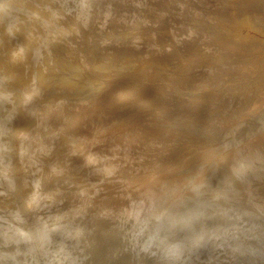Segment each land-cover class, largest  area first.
I'll use <instances>...</instances> for the list:
<instances>
[{"label":"rangeland","instance_id":"obj_1","mask_svg":"<svg viewBox=\"0 0 264 264\" xmlns=\"http://www.w3.org/2000/svg\"><path fill=\"white\" fill-rule=\"evenodd\" d=\"M154 1L0 0V264H264V0ZM153 185L164 206L144 215Z\"/></svg>","mask_w":264,"mask_h":264},{"label":"bare ground","instance_id":"obj_2","mask_svg":"<svg viewBox=\"0 0 264 264\" xmlns=\"http://www.w3.org/2000/svg\"><path fill=\"white\" fill-rule=\"evenodd\" d=\"M123 1H124V0H123ZM143 1H145V0H143ZM148 1H149V0H148ZM148 1L146 0L145 5H146V3H147ZM153 1H154V0H153ZM155 1H157V0H155ZM155 1H154V2H155ZM157 2H160V0L157 1ZM142 3H143V2H142ZM148 3H150V6H151L152 4H153V5H156V4H154V3L152 2V0H151L150 2H148ZM148 3H147V6H148ZM155 3H156V2H155ZM163 3H164V2H162L161 4L163 5ZM157 4H158V3H157ZM164 5L167 6V4H165V3H164ZM168 5H169V4H168ZM170 5H171V4H170ZM172 5H173V4H172ZM157 6H158V5H156V7H157ZM159 6H160V3H159ZM165 6H164V7H165ZM161 7H162V6H161ZM224 7H225V6H224ZM238 7H239V6H238ZM240 7H241V6H240ZM145 8H147V7H145ZM170 8H172V7H170ZM140 9H141V8H140ZM149 10H150V9H149ZM172 10H173V9H172ZM247 10H248V9H247ZM150 11H151V10H150ZM138 12H139V11H138ZM141 12L143 13V12H145V10L143 9ZM141 12H140V13H141ZM146 12H147V11H146ZM244 12H245V10H244ZM169 13H170V12H169ZM7 14H8V13H7ZM147 14H148V13H147ZM174 14H175V13H174ZM176 14H177V13H176ZM231 14H232V13H231ZM140 15H141V14H140ZM148 15H149V14H148ZM171 15H172V14H171ZM117 16H118V15H117ZM117 16H116V17H117ZM142 16H143V14H142ZM145 16H146V14H145ZM148 17H149V16H148ZM222 17H223V16H222ZM245 17H246V16H245ZM136 18H138V17H135V19H136ZM173 18H174V17H173ZM175 18H176V17H175ZM175 18H174V19H175ZM138 19H139V18H138ZM140 19H141V18H140ZM156 19H157V18H156ZM158 19H159V18H158ZM221 19H222V18H221ZM146 20H147V19H146ZM146 20H145V21H146ZM170 20H171V19H170ZM223 20H225V18H224ZM143 21H144V20H143ZM148 21H149V20H148ZM157 21H158V20H157ZM181 21H182V20H181ZM120 22H121V21H120ZM123 22H124V21H123ZM130 22H131V21H129L128 23H130ZM138 22H139V21H138ZM149 22H150V21H149ZM158 22H159V21H158ZM133 23H134V21H133ZM147 23H148V22H147ZM150 23H151V22H150ZM221 23H222V22H221ZM125 24H127V23H125ZM142 24H143V23H142ZM144 24H145V23H144ZM151 24H152V23H151ZM171 24H172V23H171ZM208 24H209V23H208ZM208 24H207V26H209ZM236 24H237V23H236ZM236 24H235V27L237 26ZM152 25H153V24H152ZM152 25H151V26H152ZM240 25H241V24H240ZM245 25H246V24H245ZM245 25H244V26H245ZM139 26H140V24H139L137 27H139ZM142 26H143V25H142ZM171 26H172V25H171ZM173 26H174V25H173ZM173 26H172V27H173ZM181 26H182V25H181ZM195 26H196V25H195ZM242 26H243V24H242ZM242 26H241V27H242ZM154 27H155V26H154ZM237 27H238V28H241V27H239V25H238ZM150 28H152V27H150ZM156 28H157V27H156ZM158 28H159V27H158ZM173 28H174V27H173ZM221 28H222V27H221ZM141 29H142V28H141ZM169 30H172V28H171V29H168V31H169ZM194 30H195V29H194ZM223 30H224V29H223ZM154 31H155V30H154ZM173 31H174V30H173ZM173 31L171 32V36H172L175 40H177V39H178V36H177L178 34H177V35L174 34ZM237 31H238V30H237ZM256 31H257V30H256ZM256 31H255V32H256ZM151 32H152V31H150V33H151ZM169 32H170V31H169ZM238 32H239V31H238ZM226 33H227V32H226ZM231 33H234V32H231ZM151 34H152V33H151ZM152 35H154V32H153ZM234 35H235V33H234ZM240 35H241V34H240ZM247 35H248V33H247ZM10 36H11V35H10ZM14 36H15V35H14ZM60 36H61V35H60ZM119 36H120V35H119ZM137 36L139 37V35H137ZM141 36H142V35H141ZM147 36H148V35H147ZM150 36H151V35H150ZM182 36H183V35H182ZM135 37H136V36H135ZM148 37H149V36H148ZM154 37H155V36H154ZM154 37H153V40H152V41H154ZM223 37H224V36H223ZM219 38H220V36H219ZM227 38H228V37H227ZM233 38H234V37H233ZM247 38H248V37H247ZM249 38H250V37H249ZM115 39H116V38H115ZM148 39H149V38H148ZM235 39H236V38H235ZM235 39H234V40H235ZM124 40H125V39H124ZM133 40H134V39H133ZM140 40H141V39H140ZM210 40H211V39H210ZM246 40H247V39H246ZM253 40H254V39H253ZM253 40H252V42H254ZM120 41H121V40H120ZM215 41L217 42V39H216ZM235 41H236V40H235ZM237 41H238V40H237ZM121 42H122V41H121ZM218 42L220 43V41H218ZM123 43H124V41H123ZM214 43H215V42H214ZM234 43H235V42H234ZM238 43H239V42H238ZM238 43H237V44H238ZM118 44H119V43H118ZM222 44H223V43L221 42V47H222V46H225V45H222ZM235 44H236V43H235ZM157 45H158V44H157ZM219 45H220V44H219ZM116 46H117V45H116ZM119 46H120V45H119ZM150 46H151V45H150ZM154 46H155V44H154ZM176 46H177V45H176ZM243 46H244V45H243ZM152 47H153V46H152ZM185 47H186V46H185ZM231 47H232V46H231ZM110 48H111V47H110ZM110 48H109V49H110ZM148 48H149V47H148ZM171 48H172V47H171ZM177 48H178V47H177ZM179 48H180V47H179ZM183 48H184V47H183ZM186 48H187V47H186ZM224 48H225V47H224ZM111 49H114V48H111ZM123 49H124V48H123ZM221 49L223 50V48H221ZM233 49H235V48H233ZM115 50H116V52L118 51L117 49H115ZM119 50H120V49H119ZM137 50H138V49H137ZM186 50H187V49H186ZM225 50H226V48H225ZM225 50H224V51H225ZM237 50H239V48H237ZM237 50H236V51H237ZM108 51H109V50H108ZM113 51H114V50H113ZM133 51H134V50H133ZM181 51H182V50H181ZM191 51H192V50H191ZM250 51H251V49H250ZM250 51H249V52H250ZM101 52H102V51H101ZM135 52H136V51H135ZM160 52H161V51H160ZM175 52H177V51H175ZM195 52H196V51H195ZM227 52H229L228 49H227L226 53H227ZM233 52H234V54H235V51H234V50H233L232 52L230 51V54H233ZM242 52H245V51L243 50ZM242 52L240 51V52L238 53V51H237L236 55H237V54L240 55V53H241V54H242V55H240V57H241V56L244 55ZM258 52H259V51H258ZM114 53H115V52H114ZM147 53H148V52H147ZM183 53H184V52H183ZM183 53H181V54H183ZM254 53H255V52H253V54H254ZM111 54H113V53H111ZM119 54H120V53H119ZM163 54H164V53H163ZM175 54H176V53H175ZM247 54H248V53H247ZM115 55H117V54H114V56H115ZM227 55H228V54H227ZM236 55H235V56H236ZM251 55H252V54H251ZM123 56H124V55H123ZM178 56H179V55H178ZM133 57H135V56H133ZM133 57H132V58H133ZM238 57H239V56H238ZM77 58H78V57H77ZM124 58H125V57H124ZM136 58H138V57H136ZM245 58H247V57L245 56ZM79 59H80V58H79ZM116 59H117V58H116ZM130 59H131V58H130ZM233 59H235V57H234ZM113 60H115V59H113ZM235 60H236V59H235ZM85 61H87V60H85ZM165 61H166V60H165ZM13 62H14V61H13ZM66 62H67V61H66ZM83 63H85V62L83 61ZM83 63H82V64H83ZM86 63H88V62H86ZM136 63H137V62H136ZM242 63H243V62H242ZM246 63H247V62H246ZM238 64H239V63H238ZM243 64H244V63H243ZM250 64H251V63H250ZM259 64H260V63H259ZM261 64H262V63H261ZM32 65H33V64H32ZM32 65H31V66H32ZM84 65H86V64H84ZM164 65H165V64H164ZM169 65H170V64H169ZM241 65H242V64H241ZM31 66H30V68H31ZM86 66H87V65H86ZM236 66H237V71L240 70V69H238V65H236ZM104 67H105V66H104ZM112 67H113V66H112ZM176 67H177V66H176ZM253 67H254V66H253ZM258 67H259V66H258ZM98 68H99V67H98ZM100 68H101V67H100ZM143 68H145V67H143ZM173 68H174V67H173ZM184 68H185V67H184ZM239 68H240V67H239ZM245 68L248 69L247 67H243V69H245ZM251 68H252V67H251ZM103 69H104V68H103ZM158 69H159V68H158ZM163 69H164V68H163ZM163 69H162V70H163ZM234 69H236V68L234 67ZM246 69H245V70H246ZM123 70H124V69H123ZM183 70H184V69H183ZM248 70H249V69H248ZM248 70H247V71H248ZM257 70H259V69H257ZM37 71H38V70H37ZM225 71L227 72L228 70H225ZM232 71H233V70H232ZM232 71H230V72H232ZM247 71H245V72H246V75H247ZM123 72H124V71H123ZM164 72H165V71H164ZM169 72H170V70H169ZM173 72H174V71H173ZM175 72H177V71H175ZM228 72H229V71H228ZM238 72H239V74H240L242 71L240 70V71H238ZM238 72H237V73H238ZM253 72H254V71H253ZM85 73H86V72H85ZM137 73H138V72H137ZM114 74H115V73H114ZM123 74H124V73H123ZM162 74H163V73H162ZM231 74H232V73H231ZM233 74L236 76L235 72H234ZM242 74H243V73H242ZM250 74H251V72H250ZM255 74H256V73H255ZM80 75H81V74H80ZM121 75H122V74H121ZM138 75H139V74H138ZM142 75H143V73H142ZM223 75H224V74H223ZM234 75H233V76H234ZM135 76H136V74H135ZM166 76H168V75H166ZM227 76H229V75H227ZM237 76H238V75H237ZM242 76H244V75H242ZM257 76H258V75H257ZM41 77H42V76H41ZM121 77H122V76H121ZM124 77H125V76H124ZM143 77H144V76H143ZM161 77H162V76H161ZM230 77H232V76H230ZM239 77H240V75H239ZM245 77H246V76H245ZM78 78H79V77H78ZM114 78H115V77H114ZM119 78H120V77H119ZM145 78H146V77H145ZM157 78H158V76H157ZM232 78H233V77H232ZM235 78H236V77H235ZM22 79H23V78H22ZM44 79H45V78H44ZM50 79H51V78H50ZM66 79H67V78H66ZM107 79H108V78H107ZM126 79H127V78H126ZM128 79H129V78H128ZM148 79H150L149 82H151V80H152L153 78L150 77V78H148ZM178 79H179V78H178ZM186 79H187V77H186ZM99 80H100V79H99ZM138 80H140V79H138ZM143 80H145V79H143ZM235 80H236V79H235ZM39 81H40V80H39ZM41 81H42V80H41ZM132 81H133V80H132ZM135 81H136V80H135ZM135 81H133V84L135 83ZM153 81H154V80H153ZM128 82H129V81H128ZM144 82H145V81H142V82H141V85H142V86L140 85L139 88L142 87L141 89H143V87H145V86L148 85V83H144ZM159 82H160V81H159ZM52 83H53V82H52ZM60 83H61V82H60ZM138 83H139V82H138ZM153 83H154V82H153ZM163 83H164V81H163ZM72 84H73V83H72ZM72 84L70 83V85H72ZM136 84H137V83H136ZM168 84H169V83H168ZM185 84H186V83H185ZM188 84H189V83H188ZM243 84H244V83H243ZM101 85H102V84H101ZM112 85H114V83H113ZM112 85H111V86H112ZM121 85H122V84H121ZM150 85H152V83H151ZM163 85L166 86L167 84H163ZM36 86H37V84H36ZM135 86H136V85H135ZM34 87H35V86H34ZM43 87H44V86H43ZM75 87H76V86H75ZM94 87H95V86H94ZM96 87H97V86H96ZM166 87H167V86H166ZM187 87H188V86H187ZM235 87H236V86H235ZM44 88H45V87H44ZM46 88H47V87H46ZM120 88H121V87H120ZM122 88H123V87H122ZM247 88H248V87H247ZM261 88H262V87H261ZM161 89H162V88H161ZM245 89H246V88H245ZM259 89H260V88H259ZM102 90H103V89H102ZM117 90H118V89H117ZM175 90H176V89H175ZM247 90H248V89H247ZM129 91H131V90H129ZM250 91H251V90H250ZM229 92H230V91H229ZM231 92H232V91H231ZM248 92H249V91H248ZM121 93H122V92H121ZM62 94H63V93H62ZM99 94H100V93H99ZM116 94H117V93H116ZM182 94H183V93H182ZM255 94H256V92H255ZM66 95H67V94H66ZM69 95H70V94H69ZM87 95H88V94H87ZM117 95H118V94H117ZM197 95H198V94H197ZM200 95H201V94H200ZM232 95H233V94H232ZM2 96H3V95H2ZM45 96H46V95H45ZM73 96H74V95H73ZM83 96H84V95H83ZM201 96H202V95H201ZM12 97H13V96H12ZM105 97H106V96H105ZM110 97H111V96H110ZM192 97H193V95H192ZM0 98H1V96H0ZM5 98H6V97H5ZM182 98H183V97H182ZM187 98H188V97H187ZM187 98H186V99H187ZM97 99H98V98H97ZM138 99H139V98H138ZM189 99H190V98H189ZM195 99H196V98H195ZM195 99H194V100H195ZM197 99H198V98H197ZM207 99H208V98H207ZM0 100H3V98L0 99ZM9 100H10V99H9ZM11 100H12V99H11ZM94 100H95V99H94ZM98 100H100V99H98ZM191 100H192V99H191ZM203 100H204V99H203ZM263 100H264V98H263ZM18 101H19V100H18ZM207 101H208V100H207ZM12 102H13V101H12ZM75 102H76V101H75ZM100 102H101V101H100ZM100 102H99V103H100ZM102 102H104V101H102ZM244 102H245V101H244ZM263 102H264V101H263ZM1 103H3V102L1 101ZM81 103H82V102H81ZM88 103H89V102H88ZM90 103L92 104V102H90ZM93 103H94V102H93ZM95 103H96V102H95ZM99 103H98V104H99ZM120 103H121V102H120ZM184 103H185V102H184ZM189 103H190V102H189ZM193 103H194V102H193ZM198 103H199V102H198ZM14 104H15V103H14ZM71 104H72V102H71ZM117 104H118V103H117ZM124 104H125V102H124ZM134 104H135V103H134ZM175 104H176V103H175ZM195 104H196V103H195ZM200 104H201V103H200ZM205 104H206V103H205ZM237 104H238V103H237ZM259 104H261V103H259ZM259 104H258V106H260ZM93 105H94V104H93ZM120 105H121V104H120ZM120 105H119V106H120ZM122 105H123V104H122ZM122 105H121V106H122ZM170 105H171V104H170ZM263 105H264V103H263ZM90 106H91V105H90ZM130 106H131V105H130ZM138 106H139V105H138ZM167 106H169V105H167ZM13 107H14V106H13ZM115 107H116V106H115ZM135 107H137V106H135ZM172 107H173V106H172ZM261 107H262V106H261ZM261 107H260V108H261ZM59 109H60V108H59ZM59 109H58V110H59ZM124 109H125V107H124ZM257 109H258V108H257ZM261 109H262V108H261ZM62 110H63V108H62ZM64 110H65V109H64ZM84 110H85V109H84ZM84 110H83V111H84ZM86 110L88 111V107H87ZM86 110H85V111H86ZM245 110H246V109H245ZM53 111H54L53 114H55V113H56L55 110H53ZM81 111H82V110H81ZM121 111H122V110H121ZM136 111H137V110H136ZM152 111H153V110H152ZM154 111H155V110H154ZM246 111H247V110H246ZM246 111H245V112H246ZM59 112H60V111H59ZM91 112H92V111H91ZM93 112H94V111H93ZM96 112H97V111H96ZM133 112H134V111H132V113H133ZM185 112H187V111H185ZM62 113H63V112H62ZM160 113H161V112H160ZM160 113H159V114H160ZM183 113H184V112H183ZM187 113H188V112H187ZM250 113H251V112H250ZM252 113H253V112H252ZM254 113H255V112H254ZM53 114H51V115H53ZM57 114H58V112H57ZM60 114H61V113H60ZM64 114H65V112H64ZM97 114H98V113H97ZM100 114H102V112H101ZM140 114H141V113H140ZM248 114H249V113H248ZM256 114H257V112H256ZM17 115H18V114H17ZM95 115H96V113H95ZM95 115L93 114V117H95ZM102 115H103V114H102ZM157 115H158V114H157ZM172 115H173V114H172ZM240 115H241V114H240ZM252 115H253V114H252ZM56 116H57V115H56ZM61 116H62V115H61ZM61 116H59V117H61ZM90 116H91V115H90ZM103 116H104V115H103ZM106 116H107V115H106ZM124 116H125V115H124ZM187 116H188V115H187ZM244 116H245V115H244ZM246 116H248V115H246ZM246 116H245V119H246ZM17 117H18V116H17ZM178 117H179V116H178ZM223 117H224V116H223ZM225 117H226V116H225ZM249 117H250V116H249ZM89 118H90V117H89ZM89 118H88V119H89ZM91 118H92V117H91ZM91 118H90V120H91ZM95 118H97V117H95ZM117 118H118V117H117ZM226 118H227V117H226ZM242 118H243V117H242ZM86 119H87V118H86ZM93 119H94V118H93ZM153 119H154V118H153ZM237 119H239V118H237ZM240 119H241V117H240ZM243 119H244V118H243ZM22 120H23V119H22ZM90 120H89V121H90ZM94 120H95V119H94ZM99 120H100V119H99ZM222 120L225 121V119H222ZM249 120H250V119H249ZM89 121H87V122L89 123ZM104 121H105V120H104ZM219 121H220V120H219ZM229 121H232V120L229 119ZM20 122H21V121H20ZM84 122H85V121H84ZM87 122H86V123H87ZM96 122H97V121H96ZM96 122H93V121L91 122V121H90V124H91V123H94V124H95ZM136 122H137V121H136ZM136 122H135V123H136ZM165 122H167V121H165ZM88 123H87V124H88ZM103 123H104V122H103ZM190 123H191V122H190ZM221 123H222V121H221ZM221 123H220V124H221ZM227 123L229 124V122H227ZM227 123H226V121H225V124H227ZM137 124H138V123H137ZM139 124H140V123H139ZM141 124H142V123H141ZM167 124H168V123H167ZM187 124H188V123H187ZM223 124H224V123H223ZM88 125H89V124H88ZM88 125H87V126H88ZM91 125H92V124H91ZM170 125H171V124H170ZM179 125H180V124H179ZM215 125H216V124H215ZM89 126H90V125H89ZM103 126H104V125H103ZM105 126H106V125H105ZM139 126H140V125H139ZM144 126H145V125H144ZM191 126H192V125H191ZM228 126H229V125H227L226 127L228 128ZM90 127H91V126H90ZM97 127H98V126H97ZM100 127H102V126H100ZM150 127H151V126H150ZM187 127H189V126H187ZM224 127H225V126H224ZM58 128H59V127H58ZM82 128H84V127H82ZM134 128H135V127H134ZM156 128H157V127H156ZM180 128H181V127H180ZM217 128H218V126H217ZM219 128H220V127H219ZM159 129H160V128H159ZM244 129H245V128H244ZM83 130H84V129H83ZM87 130H88V129H87ZM87 130H86V131H87ZM182 130H183V129H182ZM221 130H222V129H221ZM42 131H43V130H42ZM55 131H56V130H55ZM189 131H190V130H189ZM223 131H224V130H223ZM88 132H89V131H88ZM200 132H201V131H200ZM80 133H82V132H80ZM92 133H93V132H92ZM140 133L142 134V132H140ZM167 133H168V132H167ZM181 133H182V132H181ZM189 133H190V134H189ZM189 133H188V134H189L188 136L192 135V132H189ZM179 134H180V133H179ZM254 134H255V133H254ZM83 135H85V134H83ZM159 135H160V134H159ZM177 135H178V134H177ZM184 135H185V134H184ZM200 135H201V134H200ZM202 135H203V134H202ZM86 136H87V135H85L84 137H86ZM149 136H150V135H149ZM197 136H199V135H197ZM260 136H261V135H260ZM127 137H129V136H127ZM141 137H142V136H141ZM150 137H151V136H150ZM161 137H164V136H161ZM186 137H187V136H186ZM192 137H193V136H192ZM210 137L212 138V136H210ZM256 137H257V136H256ZM67 138H68V136H67ZM125 138H126V137H125ZM156 138H157V137H156ZM158 138H159V136H158ZM158 138H157V139H158ZM165 138H166V135H165ZM169 138H170V136H169ZM172 138H173V137H172ZM187 138H188V137H187ZM198 138H199V137H198ZM246 138H247V137H246ZM261 138H262V140H263V139H264V136H262ZM261 138H258V139H261ZM68 139H69V138H68ZM91 139H92V138H91ZM137 139H138V138H137ZM137 139H136V140H137ZM144 139H145V138H144ZM161 139H162V138H161ZM170 139H171V138H170ZM176 139H177V138H176ZM189 139H190V138H189ZM199 139L201 140V138H199ZM203 139H204V138H203ZM203 139H202V140H203ZM227 139H228V138H227ZM244 139H245V138H244ZM256 139H257V138H256ZM258 139L256 140L257 143H258V142H261V140L258 141ZM8 140H9V139H8ZM65 140H66V138H65ZM83 140L86 142V140L89 141L90 139H89V138H88V139L85 138V139H83ZM130 140H131V139H130ZM204 140H205V139H204ZM206 140H207V139H206ZM246 140H247V139H246ZM66 141H67V140H66ZM88 141H87V142H88ZM153 141H154V140H153ZM153 141H152V142H153ZM160 141L163 142L162 140H160ZM168 141H169V140L167 139V142H168ZM172 141H173V140H172ZM186 141H188V140H186ZM253 141H254V139H253ZM82 142H83V141H82ZM137 142H138V141H137ZM137 142H136V143H137ZM149 142H151V141H149ZM152 142H151V143H152ZM158 142H159V141H158ZM203 142H204V141H203ZM226 142H227V141H226ZM246 142H247V141H246ZM248 142H249V141H248ZM71 143H72V142H71ZM155 143H156V142H155ZM229 143H230V142H229ZM257 143H255V144H257ZM25 144H26V143H25ZM53 144H55V143H53ZM84 144H85V143H84ZM89 144H90V143H89ZM89 144H88V145L85 144V146L87 145V148H89V147H90ZM95 144H96V143H95ZM148 144H149V143H148ZM148 144H145V145H148ZM160 144H161V143H160ZM246 144H247V143H246ZM250 144H251V143H250ZM253 144H254V142H253ZM253 144H252V146H253ZM255 144H254L253 147H255ZM259 144H260V143H259ZM259 144H258V146H256L255 148H257V149L259 148V151H260V148L263 147V146H262V144H261V146L259 147ZM26 145H27V144H26ZM113 145H114V144H113ZM122 145H123V144H122ZM150 145H151V144H149V146H147L148 148H146V150H145L147 154H150V152H153V149H152L153 147L151 148ZM166 145H167V144H166ZM88 146H89V147H88ZM162 146H163L162 149L165 148V145H162ZM179 146H180V145H179ZM186 146H187V145H186ZM133 147H134V146H133ZM155 147H156V146H155ZM157 147H159V146L157 145ZM167 147H169V146H167ZM246 147H248V146H246ZM85 148H86V147H85ZM92 148H93V147H92ZM92 148H91V149H92ZM107 148H108V147H107ZM107 148H106V149H107ZM122 148H123V147H122ZM170 148H171V146H170ZM170 148H169V150H171ZM195 148H196V147H195ZM57 149H58V148H57ZM106 149L104 150L103 153H105ZM119 149H120V148H119ZM162 149H161V151H164V150H162ZM166 149H168V148H166ZM185 149H186V148H185ZM251 149H252V148H251ZM257 149H255V150H257ZM263 149H264V148H263ZM263 149H262V150H263ZM64 150H65V149H64ZM88 150H90V149H88ZM92 150H93V149H92ZM96 150H97V149H96ZM101 150H102V149H101ZM125 150H126V149H125ZM154 150H155V149H154ZM158 150H160V149H158ZM54 151H55V150H54ZM251 151H252V150H251ZM253 151H254V149H253ZM86 152H87V151H86ZM106 152H107V151H106ZM164 152H165V151H164ZM164 152H163V153H164ZM166 152H167V151H166ZM166 152H165V154H166ZM174 152H175V151H174ZM261 152H263V155H264V150L261 151ZM101 153H102V152H101ZM121 153H122V152H121ZM161 153H162V152H161ZM232 153H233V152H232ZM247 153H249V152H247ZM257 153H258V152H257ZM259 153H260V152H259ZM105 154H106V153H105ZM105 154H104V155H105ZM167 154H168V153H167ZM173 154H174V153H173ZM21 155H22V154H21ZM26 155H27V154H26ZM160 155H161V154H160ZM214 155H215V154H214ZM164 156L166 157V155H164ZM231 156H232V155H231ZM245 156H246V155H245ZM256 156H259V157L257 158ZM165 157H164V158H165ZM234 157H235V156H234ZM248 157H249V156H248ZM262 157H263V156H262ZM262 157H261L260 155H258V154L255 155V158H256V161H257L256 163H257V164H261V162L263 161V158H262ZM26 158H27V157H26ZM66 158H67V157H66ZM66 158H65V159H66ZM68 158H69V157H68ZM88 158H89V157H88ZM88 158H87V159H88ZM92 158H93V157H92ZM94 158H95V157H94ZM101 158H102V157H101ZM145 158H147V156H145V155L142 156V159H145ZM164 158H162V159H164ZM129 159H130V158H129ZM142 159H140V160L142 161ZM162 159H161V160H162ZM237 159H238V158L234 159V160L231 162V166H232V167H234V164H236ZM62 160H63V159H62ZM146 160H147V159H146ZM161 160H160V161H161ZM71 161H72V160H71ZM71 161H70V162H71ZM143 161H144V160H143ZM214 161H215V160H214ZM58 162H59V161H58ZM66 162H68L67 159H66ZM72 162H73V161H72ZM91 162H93V161H91ZM146 162H147V161H146ZM157 162H158V161H157ZM161 162H162V161H161ZM25 163H26V162H25ZM68 163H69V162H68ZM74 163H75V161H74ZM96 163H97V162H96ZM99 163H100V162H99ZM105 163H106V162H105ZM110 163H111V162H110ZM135 163H136V162H135ZM28 164H29V163H28ZM58 164H59V163H58ZM60 164H61V163H60ZM69 164H70V163H69ZM123 164H124V163H123ZM205 164H206V163H205ZM61 165H62V164H61ZM65 165H66V164H65ZM115 165H116V164H115ZM119 165H120V164H119ZM160 165H161V163H160ZM210 165H211V164H209V166H210ZM212 165H213V163H212ZM212 165H211V166H212ZM62 166H64V165H62ZM66 166H67V165H66ZM66 166H65V167H66ZM68 166H69V165H68ZM73 166H74V165H73ZM100 166H101V165H100ZM100 166H99V167H100ZM158 166H159V165H158ZM235 166H236V165H235ZM254 166H255V165H254ZM57 167H58V166H57ZM57 167H56V168H57ZM69 167H70V166H69ZM227 167H229V166H227ZM237 167H238V166H237ZM58 168H59V167H58ZM58 168H57V169H58ZM62 168H63V167H62ZM66 168H67V167H66ZM150 168H151V167H150ZM198 168H199V167H198ZM204 168H205V167H204ZM204 168H203V169H204ZM210 168H211V167H210ZM29 169H30V168H29ZM57 169H56V170H57ZM99 169H100V168H99ZM103 169H104V168H103ZM199 169H200V168H199ZM205 169H206V168H205ZM231 169H232V168H231ZM248 169H251V168H248ZM25 170H26V169H25ZM60 170H63V169H60ZM60 170H59V171H60ZM68 170H69V169H68ZM108 170H109V169H108ZM114 170H115V169H114ZM114 170H113V171H114ZM155 170H156V169H155ZM234 170H235V169H234ZM234 170H233V172H234ZM27 171H28V170H27ZM203 171H204V170H203ZM229 171H230V170H229ZM114 172H116V171H114ZM153 172H154V171H153ZM68 174H69V173H68ZM233 174H234V173H233ZM261 174H262V173H261ZM137 175H138V174H137ZM152 175H153V174H152ZM68 176H69V175H68ZM71 176H72V175H71ZM113 176H114V175H113ZM100 177H101V176H100ZM106 177H107V176H106ZM192 177H193V176H192ZM67 178H68V177H67ZM95 178H96V177H95ZM98 178H99V177H98ZM101 178H102V177H101ZM234 178H235V177H234ZM234 178H233V180H234ZM237 178H238V176H237ZM68 179H69V178H68ZM106 179H107V178H106ZM111 179H112V178H111ZM111 179H110V180H111ZM30 180H32V179H30ZM60 180H62V179H60ZM67 181H68V180H67ZM100 181H101V180H100ZM103 181H104V180H103ZM262 181H263V180H262ZM22 182H23V181H22ZM106 182H107V181H106ZM111 182H113V180H112ZM131 182H132V181H131ZM234 182H235V181H234ZM240 182H241V181H240ZM34 183H35V182H34ZM77 183H78V182H77ZM82 183H83V182H82ZM89 183H90V182H89ZM104 183H105V182H104ZM117 183H118V182H117ZM262 183H263V182H262ZM23 184H24V183H23ZM32 184H33V183H32ZM90 184H91V183H90ZM93 184H94V183H93ZM100 184H101V183H100ZM133 184H134V183H133ZM133 184H132V185H133ZM241 184H242V183H241ZM257 184H259V183H257ZM257 184H256L255 186H257ZM260 184H261V183H260ZM82 185H83V184H82ZM85 185H86V184H85ZM98 185H99V184H98ZM106 185H107V184H106ZM26 186H27V185H26ZM32 186H33V185H32ZM69 186H70V185H69ZM88 186H89V185H88ZM88 186H87V187H88ZM260 186H261V185H260ZM34 187H35V186H34ZM54 187H55V186H54ZM67 187H68V186H67ZM89 187H90V186H89ZM99 187H100V186H99ZM25 188H26V187H25ZM29 188H30V187H29ZM156 188H157V187L154 188V185H153V186L149 189V193L147 194V199H146L144 202L139 201V203L141 202V204H142V205H141L142 207H140V208H141V212H142V210H144V211H145V210H146V211H148V210H149V211H152L151 209H153V208L158 209V208H162V206H164V200H161V199L157 198V197L155 196V194L150 193V192H154ZM259 188H260V187H259ZM27 189H28V188H27ZM118 189H119V188H118ZM194 189H195V188H194ZM260 189H261V188H260ZM52 190H53V189H52ZM70 190H71V189H70ZM157 190H158V189H157ZM238 190H239V189H238ZM258 190H259V189H258ZM93 191H94V190H93ZM95 191H96V190H95ZM97 191H98V190H97ZM115 191H116V190H115ZM120 191H121V190H120ZM261 191H262V190H261ZM261 191L259 190V192H261ZM91 192H92V191H91ZM109 192H110V191H109ZM121 192H122V191H121ZM124 192H125V191H124ZM124 192H123V194H124ZM32 193H33V192H32ZM99 193H100V192H99ZM101 193H102V192H101ZM107 193H108V192H107ZM110 193L112 194V192H110ZM256 193L258 194V192H256ZM52 194H53V192H52ZM55 194H56V193H55ZM55 194H54V195H55ZM58 194H59V193H58ZM88 194H89V193H88ZM102 194H103V193H102ZM113 194H115V193L113 192ZM119 194H120V193H119ZM119 194H118L117 196L115 195V197L117 198V197L119 196ZM33 195H34V193H33ZM49 195H51V194H49ZM54 195H53V196H54ZM86 195H87V194H86ZM91 195H92V194H91ZM99 195H100V194H99ZM254 195H256V194H254ZM258 195H259V194H258ZM60 196H62V195H60ZM65 196H66V195H65ZM88 196H89V195H88ZM93 196H95V195H93ZM107 196H108V195H107ZM143 196H144V195H143ZM220 196H221V195H220ZM222 196H223V195H222ZM222 196H221V197H222ZM50 197H51V196H50ZM101 197H102V196H101ZM115 197H114V198H115ZM258 197H259V196H258ZM41 198H42V197H41ZM58 198H59V197H58ZM91 198H92V197H91ZM108 198H110V197H108ZM112 198H113V197H112ZM112 198H110L111 201H112ZM114 198H113V199H114ZM145 198H146V195H145ZM259 198H260V197H259ZM50 199H51V198H50ZM60 199H61V198H60ZM94 199H95V198H94ZM105 199H106V197H105ZM119 199H120V197H119ZM132 199H134V198H132ZM132 199H131V200H132ZM136 199H137V198H136ZM260 199H261V198H260ZM52 200H53V199H52ZM74 200H75V199H74ZM86 200H87V199H86ZM97 200H98V198H97ZM97 200H96V201H97ZM102 200H103V199H102ZM114 200H115V199H114ZM140 200H141V199H140ZM215 200H216V199H215ZM261 200H262V199H261ZM27 201H28V200H27ZM32 201H33V200H32ZM38 201H39V199L37 200L36 203H38ZM47 201H48V200H47ZM66 201H68V199H67ZM66 201H65V202H66ZM105 201H106V200H105ZM105 201H104V202H105ZM179 201H180V202L178 203V206L182 207V206H184V203H185V201H186V198H183V197H182V198L179 199ZM29 202H31V201H29ZM44 202H45V201H44ZM93 202H94V201H93ZM104 202H102L101 204H103ZM106 202H108V200H107ZM109 202H110V201H109ZM109 202H108V203H109ZM121 202H122V201H121ZM127 202H128V200H127ZM129 202H130V201H129ZM261 202H262V201H261ZM90 203H91V202H90ZM117 203L119 204L120 202L117 201ZM117 203H116V204H117ZM137 203H138V202H137ZM50 204H51V203H50ZM59 204H61V203H59ZM83 204H84V203H83ZM86 204H87V203H86ZM95 204L97 205V203H95ZM95 204H94V205H95ZM98 204L101 205L100 203H98ZM110 204H111V202H110ZM112 204H114V202H113ZM133 204H134V203L132 202L131 205L133 206ZM135 204H136V203H135ZM99 205H98V206H99ZM54 206H56V205H54ZM87 206H88V205H87ZM104 206H105V204H104ZM106 206H107V205H106ZM106 206H105V207H106ZM110 206H111V205H110ZM120 206H122V205L120 204L118 207H120ZM58 207H59V206H58ZM61 207H62V206H61ZM115 207H116V206H115ZM136 207H137V206H136ZM138 207H139V206H138ZM30 208H31V207H30ZM47 208H48V207H47ZM54 208H55V207H54ZM100 208H101V206H100ZM109 208L111 209V207H109ZM109 208H107V209L104 208V209L109 211ZM116 208H117V207H116ZM116 208L114 209V207H113L112 209L116 210ZM171 208H172V207H171ZM231 208H232V207H231ZM93 209H94V208H93ZM123 209H124V208H123ZM134 209H135V207H134ZM137 209H138V208H137ZM169 209H170V208H169ZM201 209H202V208H201ZM101 210H103V207H102ZM105 210H103V212H105ZM118 210H119V209H118ZM122 211H123V210H122ZM130 211H131V210H130ZM153 211H155V210L153 209ZM160 211H161V210H160ZM226 211H227V210H226ZM109 212H110V211H109ZM111 212H112V211H111ZM132 212H133V211H132ZM95 213H96V212H95ZM112 213H114V211H113ZM142 213L144 214V212H142ZM146 213H147V212H145V214H146ZM149 213L151 214L152 212H148V214H149ZM101 214H102V213H101ZM101 214L98 213V215H100V216H101ZM109 214H110V213H109ZM119 214H120V213H119ZM145 214H144V215H145ZM152 214H153V213H152ZM155 214H156V213H155ZM155 214H154V215H155ZM162 214H163V213H162ZM222 214H223V213H222ZM254 214H255V212H254ZM12 215H13V214H12ZM52 215H54V214H52ZM52 215H51V218H53ZM102 215H103V214H102ZM104 215H105V214H104ZM104 215H103V216H104ZM111 215H112V214H111ZM113 215H114V217H115V213H114ZM144 215H143V216H144ZM158 215H159V213H158ZM205 215L208 216L207 214H205ZM239 215H240V213H239ZM247 215H248V214H247ZM41 216H42V215H41ZM96 216H97V215H96ZM96 216H95V217H96ZM103 216H102V217H103ZM117 216H118V218H117ZM131 216H132V215H131ZM141 216H142V215H141ZM141 216H140V217H141ZM143 216H142V217H143ZM152 216H153V215H152ZM155 216H156V215H155ZM164 216H165V215H164ZM203 216H204V215H203ZM229 216H230V215H229ZM245 216H246V215H245ZM44 217H45V215H44ZM75 217H76V216H75ZM105 217H106V216H105ZM105 217H104V218H105ZM111 217H112V216H111ZM111 217H110V218H111ZM121 217H122V215H121ZM128 217H129V215H128ZM140 217H139V218H140ZM147 217H148V216H147ZM150 217H151V216H150ZM193 217L195 218V216H193ZM248 217H249V216H248ZM248 217H247V218H248ZM86 218H87V216H86ZM112 218H113V217H112ZM134 218H135V217H134ZM145 218H146V216H145ZM247 218H246V219H247ZM7 219H8V218H7ZM46 219H47V218H46ZM46 219H45V220H46ZM49 219H50V218H49ZM71 219H75V218H71ZM81 219H82V218H81ZM87 219H88V218H87ZM100 219H101V218H100ZM115 219L120 220L119 215H116ZM128 219H129V218H128ZM143 219H144V218H143ZM143 219H142V220H143ZM157 219H158V221H159L161 218H157ZM213 219H214V218H213ZM60 220H61V219H60ZM105 220H106V219H105ZM109 220H110V219H109ZM124 220H125V219H124ZM135 220H137V219H135ZM152 220H153V219H152ZM250 220H251V219H250ZM71 221H72V220H71ZM158 221H157V222H158ZM160 221H161V220H160ZM160 221H159V223H160ZM262 221H263V220H262ZM58 222H59V221H58ZM68 222H69V221H68ZM102 222H105V221L102 220ZM102 222H100V223L102 224ZM110 222H112V221H110ZM175 222H176V221H175ZM190 222H191V221H190ZM207 222H208V221H207ZM1 223H2V222H1ZM3 223H4V222H3ZM11 223H13V222H11ZM74 223H75V222H74ZM81 223H82V222H81ZM159 223H157V224H158L159 226H161L162 224H159ZM246 223H248V221H246ZM250 223H251V222H250ZM250 223H249V224H250ZM253 223H254V222H253ZM71 224H72V222H71ZM77 224H78V222H77ZM110 224H111V223H110ZM122 224H124V223L121 222L120 225H122ZM157 224L155 223L154 225L157 226ZM176 224H177V223H176ZM190 224H191V223H190ZM241 224H242V223H241ZM33 225H34V224H33ZM33 225H32V226H33ZM35 225H36V224H35ZM40 225H41V224H40ZM43 225H45V224H43ZM66 225H69V223L67 224V222H66ZM66 225H65V226H66ZM74 225H75V224H74ZM78 225H79V224H78ZM94 225H96V224H94ZM118 225H119V222H118V224H117L116 226H118ZM124 225H125V224H124ZM134 225H135V224H134ZM178 225H179V224H178ZM178 225H177V228H180L181 226L178 227ZM239 225H240V224H239ZM251 225H252V224H251ZM122 226H123V225H122ZM122 226H121V228H124V226H123V227H122ZM126 226H127V225H126ZM162 226H163V225H162ZM241 226H242V225H241ZM252 226H253V225H252ZM252 226H251L250 228H252ZM262 226H263V225H262ZM42 227H43V226H42ZM54 227H55V226H54ZM66 227H67V226H66ZM94 227H95V226H94ZM174 227H175V226H174ZM222 227H223V226H222ZM257 227H258V226H257ZM263 227H264V226H263ZM44 228H45V226H44ZM57 228H58V227H57ZM57 228H56V229H57ZM63 228H64V227H63ZM63 228H61V230H62ZM115 228H116V227H115ZM118 228H119V226H118ZM118 228H116V229H118ZM127 228H128V227H127ZM151 228H152V227H151ZM153 228H154V227H153ZM158 228H159V227H158ZM200 228H201V227H200ZM244 228H245V227H244ZM9 229H10V228H9ZM33 229H34V228H33ZM46 229H47V227H46ZM90 229H91V227H90ZM182 229H183V228H182ZM205 229H206V228H205ZM12 230H13V229H12ZM92 230H93V229H92ZM151 230H153V229H151ZM154 230H155V228H154ZM207 230H209V229H207ZM207 230H206V231H207ZM53 231H54V230H53ZM80 231H81V230H80ZM83 231H84V230H82V232H83ZM96 231L98 232L99 230H96ZM119 231H120V230H119ZM149 231H150V230H149ZM160 231H161V230H159V234L161 233V235H162L163 232H160ZM171 231H174V230H171ZM186 231H187V230H186ZM206 231H205V232H206ZM210 231H211V230H210ZM210 231H208V232H210ZM232 231H233V230H232ZM249 231H250V230H249ZM249 231H248V232H249ZM258 231H259V230H258ZM8 232L11 233L10 231H8ZM23 232H24V231H23ZM44 232H45V231H44ZM64 232H65V231H64ZM93 232H94V231H93ZM115 232H117V231H115ZM155 232H157V230H156ZM175 232H176V230H175L174 232H172V233L174 234ZM179 232H180V230H179ZM179 232H177V233H179ZM188 232H189V231H188ZM196 232H197V231H196ZM256 232H257V231H256ZM9 233H8V234H9ZM21 233H22V232H21ZM33 233H34V232H33ZM37 233H38V232H36L35 234H37ZM42 233H43V232H42ZM46 233H47V232H46ZM46 233H45V234H46ZM48 233H49V232H48ZM48 233H47V234H48ZM51 233H52V232H51ZM51 233H50V235H51ZM76 233H78V232H76ZM83 233H84V232H83ZM87 233H89V231H88ZM99 233H100V232H99ZM99 233H98V234H99ZM123 233H124V232H123ZM149 233H151V232H149ZM165 233H167V232H165ZM168 233H171V232H168ZM180 233H181V232H180ZM249 233H250V232H249ZM5 234H6V233H5ZM93 234H94V233H93ZM121 234H122V233H121ZM121 234H119V236H120ZM125 234H126V233H125ZM152 234H153V231H152ZM157 234H158V233H157ZM159 234H158V235H159ZM12 235H13V233H12ZM37 235H38V234H37ZM76 235H77V234H76ZM78 235H79V234H78ZM83 235H85V234H83ZM89 235H90V234H89ZM94 235H95V234H94ZM126 235H127V234H126ZM150 235H151V234H150ZM150 235H149V236H150ZM158 235L156 236V238L154 237L155 240L157 239ZM165 235H166V234H165ZM232 235H233V234H232ZM21 236H22V235H21ZM33 236H34V235H33ZM47 236H48V235H47ZM115 236H117V234H116ZM149 236H148V237H149ZM168 236H172V234H171V235L169 234ZM168 236H167V237H168ZM175 236H177V235L175 234ZM175 236H173V238H174ZM178 236H179V235H178ZM205 236H206V235H205ZM22 237H23V236H22ZM61 237H62V236H61ZM77 237H78V236H77ZM80 237H81V236H80ZM90 237H91V236H90ZM98 237H99V236H98ZM117 237H118V236H117ZM159 237H160V235H159ZM159 237H158V238H159ZM162 237H163V235H162ZM164 237H165V236H164ZM164 237H163V238H164ZM199 237H201V236H199ZM199 237H198V238H199ZM254 237H255V236H254ZM8 238H9V237H8ZM28 238H29V237H28ZM87 238H89V237H87ZM120 238H121V237H120ZM122 238H123V237H122ZM146 238H147V237H146ZM150 238H151V236H150ZM163 238H162V239H163ZM170 238H172V237H170ZM170 238H169V239H170ZM183 238H185V236H184ZM183 238H181L182 241H183ZM232 238H233V237H232ZM242 238H243V237H242ZM2 239H3V238H2ZM17 239H19V238H17ZM21 239H22V238H21ZM23 239H24V238H23ZM54 239H55V238H54ZM74 239H75V238H74ZM89 239H90V238H89ZM91 239H92V238H91ZM91 239H90V241H91ZM148 239H149V238H148ZM162 239L157 240V242H158V241H161ZM189 239H190V238H189ZM204 239H206V238L204 237ZM0 240H1V239H0ZM12 240H14V239H12ZM26 240H28V239H26ZM35 240H36V239H35ZM41 240H42V239H41ZM44 240H45V239H44ZM50 240H51V239H50ZM60 240H61V239H60ZM93 240L96 241L95 238H94ZM101 240H102V239H101ZM116 240H117V239H116ZM143 240H144V239H143ZM145 240H147V239H145ZM145 240H144V241H145ZM173 240H174V239H173ZM194 240H195V239H194ZM249 240H250V239H249ZM10 241H11V239H10ZM21 241H22V240H21ZM30 241H31V240H30ZM37 241H38V240H36V242H37ZM58 241H59V239H58ZM61 241H62V240H61ZM61 241H60V243H61ZM77 241H78V240H77ZM90 241H89V242H90ZM125 241H126V240H125ZM163 241H164V240H163ZM178 241H179V239L177 240V242H178ZM187 241H188V240H187ZM204 241H205V240H204ZM220 241H221V240H220ZM246 241H247V240H246ZM1 242H2V241H1ZM13 242H14V241H13ZM25 242H28V241H25ZM31 242H32V241H31ZM44 242H45V241H44ZM47 242H48V241H47ZM66 242H68V241H66ZM114 242H117V241H115V238H114ZM7 243H8V242H7ZM11 243H12V242H11ZM17 243H18V242H17ZM23 243H24V241H23ZM37 243H38V242H37ZM51 243H52V242H51ZM54 243H55V242H54ZM57 243H58V242H57ZM68 243H69V242H68ZM77 243H78V242H77ZM80 243H81V242H80ZM92 243H93V242H92ZM98 243H99V241H98ZM158 243H159V242H158ZM158 243H157V244H158ZM162 243H163V242H162ZM162 243H161V244H162ZM165 243H166V241H165ZM165 243L162 244V246H163V245L166 246ZM185 243H186V241H185ZM248 243H249V242H248ZM5 244H6V243H5ZM14 244H15V243H14ZM25 244H26V243H25ZM32 244H35V243H32ZM45 244H46V243H45ZM52 244H53V243H52ZM90 244H91V243H90ZM90 244H89V245H90ZM95 244H96V243H95ZM95 244H94L93 246H95V247L97 248V245H95ZM99 244H100V243H99ZM118 244H119V243H118ZM155 244H156V243H155ZM155 244H154V245H155ZM159 244H160V243H159ZM177 244H179V243H177ZM249 244H250V243H249ZM16 245H17V244H16ZM21 245H22V243H21ZM39 245H41V244L39 243ZM39 245H38V246H39ZM49 245H50V244H49ZM49 245L46 244L47 247H48ZM54 245H55V244H54ZM66 245H67V244H66ZM102 245H104V244L102 243ZM126 245H127V244H126ZM168 245H169V244H168ZM186 245H187V243H186ZM186 245H185V246H186ZM242 245H243V244H242ZM19 246H20V244H19ZM19 246H18V248H19ZM26 246H27V245H26ZM29 246L32 247V245H29ZM41 246L43 247L44 245H41ZM52 246H53V245H52ZM90 246H91V245H90ZM104 246H105V245H104ZM106 246H107V245H106ZM112 246H113V245H112ZM128 246H129V245H128ZM158 246H159V245H158ZM174 246H175V244H174ZM174 246H173V247H174ZM183 246H184V245H183ZM185 246H184V248H187V246H186V247H185ZM189 246H191V245H189ZM197 246H199V245H197ZM244 246H245V244H244ZM254 246H255V245H254ZM14 247L17 248V246H14ZM53 247H56V246H53ZM87 247L89 248V246H87ZM100 247H101V246H100ZM131 247H132V246H131ZM134 247H135V246H134ZM168 247H169V246H168ZM168 247H167V248H168ZM170 247H171V246H170ZM170 247H169V248H170ZM195 247H196V246H195ZM16 248H14V249H16ZM18 248L16 249L17 252H19V251H18ZM21 248H22V247H21ZM21 248H19V249L21 250ZM36 248H37V247H36ZM61 248H62V246H61ZM63 248H64V247H63ZM65 248H67V246H66ZM77 248H78V247H77ZM93 248H94V247H93ZM96 248H95V249H96ZM98 248H99V247H98ZM111 248H113V247H111ZM123 248H124V247H123ZM156 248L158 249V247H156ZM162 248H163V247H162ZM177 248H181V247H178V246H177ZM184 248H183V249H184ZM243 248H244V247H243ZM245 248H246V247H245ZM8 249H9V247H8ZM14 249H12L11 251H13ZM24 249H25V248H24ZM39 249H40V248H39ZM49 249H50V248H49ZM68 249H69V248H68ZM159 249H161V245H160ZM170 249H171V248H170ZM241 249H242V248H241ZM256 249H257V248H256ZM4 250H5V249H4ZM25 250H26V249H25ZM27 250H29V249H27ZM41 250H42V249H41ZM55 250H56V249H55ZM57 250H60V249H57ZM66 250H67V249H66ZM90 250H91V249H90ZM163 250H165V249H163ZM166 250H167V249H166ZM175 250H177V249H175ZM187 250H188V249H187ZM9 251H10V250H9ZM11 251H10V252H11ZM45 251H46V250H45ZM60 251H62V250H60ZM63 251H65V250H63ZM77 251H78V250H77ZM100 251H101V249H100ZM102 251H103V250H102ZM114 251H115V250H114ZM114 251H112V252H114ZM123 251H124V250H123ZM181 251L183 252V250H181ZM193 251H195V250H193ZM13 252H15V251H13ZM21 252H22V250H21ZM26 252H27V251H26ZM34 252H35V251H34ZM49 252H50V251H49ZM57 252H58V251H57ZM65 252H66V251H65ZM69 252H70V251H69ZM80 252H81V251H80ZM82 252H83V251H82ZM90 252H91V251H90ZM127 252H128V251H127ZM127 252H126V253H127ZM144 252H145V250H144ZM169 252H170V251H169ZM169 252H168V253H169ZM173 252H174V251H173ZM184 252H185V250H184ZM1 253H2V252H1ZM41 253H43V252H41ZM52 253H53V252H52ZM52 253H51V255H52ZM55 253H56V252H55ZM67 253H68V252H67ZM75 253H76V252H75ZM106 253H107V252L105 251L104 254H106ZM117 253H118V252H117ZM117 253L114 252L113 255H114V254H117ZM121 253H123V252H121ZM124 253H125V252H124ZM124 253H123V254H124ZM200 253H201V252H200ZM242 253H243V252H242ZM7 254H8V253H7ZM9 254H10V253H9ZM13 254H14V253H13ZM18 254H20V253H18ZM21 254H22V253H21ZM21 254H20V255H21ZM45 254H46V253H45ZM57 254H59V253H57ZM57 254H56V256H57ZM62 254H63V253H62ZM102 254H103V253H102ZM146 254H147V253H146ZM178 254H179V253H178ZM231 254H232V253H231ZM240 254H241V252H240ZM256 254H257V253H256ZM36 255H37V254H36ZM39 255H40V254H39ZM43 255H44V254H43ZM51 255H50V256H51ZM68 255H69V254H68ZM68 255L66 254V256H68ZM83 255H84V254H83ZM94 255H95V254H94ZM94 255H93V256H94ZM109 255H112V254L110 253ZM113 255H112V256H113ZM120 255H121V254H120ZM169 255H170V254H169ZM233 255H234V254H233ZM235 255H236V253H235ZM261 255H264V252L261 251L259 257H260ZM5 256H6V255H5ZM33 256H34V255H33ZM44 256H45V255H44ZM48 256H49V255H48ZM53 256H54V255H52L51 257H53ZM59 256H61V255H59ZM59 256H58V259H59ZM63 256H64V255H63ZM84 256H85V255H84ZM96 256H97V255H96ZM104 256H105V255H104ZM112 256H110V258H111ZM116 256H117V255H116ZM125 256H126V255H125ZM125 256H124V257H125ZM172 256H173V255H172ZM247 256H249V255H247ZM0 257H1V256H0ZM2 257L4 258V254H3ZM20 257H21V256H20ZM20 257H19V258H20ZM42 257H43V256H42ZM46 257H47V255L45 256V258H46ZM61 257H62V256H61ZM74 257H76V256H74ZM108 257H109V256H108ZM173 257H174V256H173ZM243 257H244V256H243ZM251 257H252V256H251ZM5 258H6V257H5ZM23 258H24V257H23ZM38 258H39V257H37V258H35V259H38ZM40 258H41V257H40ZM48 258H49V257H48ZM62 258H63V257H62ZM68 258H70V257L68 256ZM83 258H84V257H83ZM92 258H94V257H92ZM104 258H105V257H104ZM113 258H114V257H113ZM116 258H117V257H116ZM118 258H119V256H118ZM156 258H157V255H156ZM159 258H161V257H159ZM159 258H157V260H158ZM218 258H219V257H218ZM230 258H232V257H230ZM252 258H253V257H252ZM65 259H66V258H65ZM65 259H64V261H65ZM81 259H82V257H81ZM84 259H85V258H84ZM87 259H89V258H87ZM94 259H95V258H94ZM98 259H99V258H98ZM111 259H112V258H111ZM249 259H250V257H249ZM12 260H13V259H12ZM21 260H22V259H21ZM21 260H20V261H21ZM24 260H27V259H24ZM28 260H29V258H28ZM40 260H41V259H40ZM48 260H49V259H48ZM59 260L61 261V258H60ZM73 260H74V259H73ZM73 260H72V261H73ZM116 260H117V259H116ZM116 260H114V261H116ZM176 260H177V259H176ZM236 260H238V257L235 259V261H236ZM244 260H245V259H244ZM45 261H47V260H45ZM52 261H53V259H52ZM56 261H58V260L56 259ZM56 261H55V257H54V262H56ZM60 261H59V262H60ZM72 261H71V263H72ZM75 261H76V260H75ZM93 261H94V260H93ZM231 261H232V260H231ZM26 262H27V261H26ZM40 262H41V261H40ZM50 262H51V261H50ZM61 262H62V261H61ZM73 262H74V261H73ZM85 262H87V261H85ZM104 262H105V261H104ZM107 262H108V261H107ZM145 262H146V260H145ZM14 263H15V262H14ZM18 263H19V262H18ZM57 263H58V262H57ZM57 263H56V264H57ZM89 263H91V262H89ZM95 263H96V261H95ZM98 263H99V261H98ZM105 263H106V262H105ZM125 263H126V262H125ZM15 264H16V263H15ZM20 264H21V262H20ZM43 264H44V263H43ZM50 264H51V263H50ZM68 264H69V263H68ZM99 264H100V263H99ZM149 264H150V263H149ZM227 264H228V263H227Z\"/></svg>","mask_w":264,"mask_h":264}]
</instances>
